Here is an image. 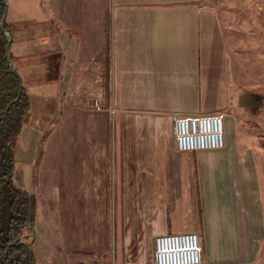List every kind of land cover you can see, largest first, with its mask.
I'll return each mask as SVG.
<instances>
[{
  "label": "crops",
  "instance_id": "1",
  "mask_svg": "<svg viewBox=\"0 0 264 264\" xmlns=\"http://www.w3.org/2000/svg\"><path fill=\"white\" fill-rule=\"evenodd\" d=\"M1 1L24 137L47 133L65 260L153 264L157 236L196 233L202 264H264V114L240 106L233 60L244 68L217 13L201 0ZM216 112L224 148L178 152L172 115Z\"/></svg>",
  "mask_w": 264,
  "mask_h": 264
},
{
  "label": "rangeland",
  "instance_id": "2",
  "mask_svg": "<svg viewBox=\"0 0 264 264\" xmlns=\"http://www.w3.org/2000/svg\"><path fill=\"white\" fill-rule=\"evenodd\" d=\"M201 2L217 13L228 49L232 52L234 59L244 68L239 71L238 65L233 60L232 81L234 86H240L236 79L240 77L243 92H253L260 97L258 101L251 100L250 107L245 111L252 114L262 111L264 114V0H201ZM24 125L20 135V156L15 158L12 181L29 197L31 219L28 228L22 230L21 235L33 251L34 264H77L83 260L94 259L104 262L107 259L100 252L88 253L87 257H78L76 253L72 252L68 262L65 260L66 256L63 253L67 249H63L61 244H58L60 240L64 241L59 234L60 232L64 233V229L60 231L58 227L54 228L57 222V218L54 216L56 213L54 207L51 210V215L49 213L50 203L47 192V186H49V142L47 143V133L46 135L38 134L35 139L25 138L24 136L27 134L33 136L34 133L27 121L24 122ZM263 128L261 127V129ZM223 130L225 136V121ZM52 204L56 205L51 202ZM61 215L63 223L64 212ZM77 227L75 226V228ZM53 230L56 231L57 238H54L51 233ZM110 261V264L114 263L112 257H110Z\"/></svg>",
  "mask_w": 264,
  "mask_h": 264
},
{
  "label": "trees",
  "instance_id": "3",
  "mask_svg": "<svg viewBox=\"0 0 264 264\" xmlns=\"http://www.w3.org/2000/svg\"><path fill=\"white\" fill-rule=\"evenodd\" d=\"M4 15L0 0V22ZM3 31L10 32L4 20L0 23V264H34L33 251L21 235L31 219L29 197L12 181L16 142L28 117L29 96L22 86L19 94L20 80L8 66V40ZM251 100L260 97L244 93L240 106L250 107Z\"/></svg>",
  "mask_w": 264,
  "mask_h": 264
},
{
  "label": "built area",
  "instance_id": "4",
  "mask_svg": "<svg viewBox=\"0 0 264 264\" xmlns=\"http://www.w3.org/2000/svg\"><path fill=\"white\" fill-rule=\"evenodd\" d=\"M92 106L97 107L93 102ZM176 149L181 153L220 150L225 146L224 116L172 115ZM77 264H104L102 260H83ZM153 264H202L200 237L196 233H174L154 239Z\"/></svg>",
  "mask_w": 264,
  "mask_h": 264
},
{
  "label": "water",
  "instance_id": "5",
  "mask_svg": "<svg viewBox=\"0 0 264 264\" xmlns=\"http://www.w3.org/2000/svg\"><path fill=\"white\" fill-rule=\"evenodd\" d=\"M4 4V3H3ZM4 7H5V10H6V5L4 4ZM5 18V17H4ZM4 18L2 19V21L4 20ZM1 21V22H2ZM0 22V23H1ZM3 33H4V35H6V37H7V40H8V44L10 43V40H11V38H10V34L8 33V32H6V31H3ZM8 66H9V68H10V70H11V72L13 73V74H15L16 75V72L11 68V66H10V63L8 64ZM20 92H21V84H20V91H19V94H20ZM18 94V95H19ZM15 101H13L11 104H13Z\"/></svg>",
  "mask_w": 264,
  "mask_h": 264
}]
</instances>
